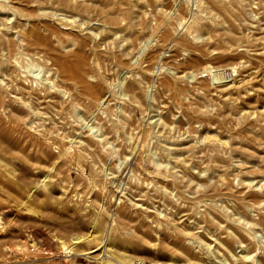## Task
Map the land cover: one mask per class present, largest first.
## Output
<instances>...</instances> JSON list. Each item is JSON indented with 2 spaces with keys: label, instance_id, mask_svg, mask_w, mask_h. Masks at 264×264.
Returning <instances> with one entry per match:
<instances>
[{
  "label": "rangeland",
  "instance_id": "obj_1",
  "mask_svg": "<svg viewBox=\"0 0 264 264\" xmlns=\"http://www.w3.org/2000/svg\"><path fill=\"white\" fill-rule=\"evenodd\" d=\"M76 58L101 85L91 98L63 75ZM119 198L176 199L218 256L264 260V0H0V264H101L100 250L68 251L71 237ZM116 222L111 233L134 224ZM125 236L140 243L122 246L135 259L176 252L154 232Z\"/></svg>",
  "mask_w": 264,
  "mask_h": 264
},
{
  "label": "bare ground",
  "instance_id": "obj_2",
  "mask_svg": "<svg viewBox=\"0 0 264 264\" xmlns=\"http://www.w3.org/2000/svg\"><path fill=\"white\" fill-rule=\"evenodd\" d=\"M187 22V21H186ZM189 23V22H188ZM186 24V23H185ZM192 24V25H191ZM199 21L194 18L191 20V22L186 26L188 29V32L190 30H194L196 27H198ZM185 29V28H184ZM185 29V30H186ZM190 29V30H189ZM29 32L33 35L37 34V31L35 28H31ZM6 44L9 45L10 43L6 41ZM63 56V55H62ZM26 59V65L29 67L34 62V59L31 57H25ZM62 61V59H59ZM83 60L81 58H76L75 61L71 62H63L61 64L62 71L64 72V77L67 79H70L74 81V83L77 86L78 93L87 97H93L97 91L101 88V85L98 82H88L86 79H84L82 75L83 67H82ZM26 67V66H25ZM216 70H211L213 75H215V79L220 80L223 78V76H218L215 73ZM232 71L234 69L232 68ZM42 78V77H41ZM214 78V77H213ZM40 80V79H39ZM37 79L34 80V86H36ZM41 83V80L39 81ZM33 84V82H32ZM41 87V85H40ZM54 85H47L45 84L43 88H39L38 91L34 90L33 93L36 95V100L40 99L39 102H44L45 97L51 96L50 89L53 88ZM130 89L132 91L136 90V86L134 84L129 85ZM43 91V95H40V92ZM63 92L62 89H59V92ZM64 94V93H63ZM70 96V95H69ZM76 97H73L75 99ZM72 100V99H71ZM56 106H58L61 110L71 107L73 103L69 102L66 103L64 101H58L54 103ZM36 109V108H35ZM96 109V108H95ZM34 112V109H32ZM36 111V110H35ZM22 114L29 115L31 112L27 110H21L19 111ZM35 113V112H34ZM37 113V111H36ZM59 118V117H58ZM53 121V120H52ZM7 122L11 125L12 129L16 133H20L21 130L18 128L21 123H23V119L20 116H10L7 117ZM92 128V127H90ZM98 130V129H97ZM96 130L92 131L93 134H95L98 140H101V133H94ZM41 137L48 139L51 137V133L48 131H40ZM212 136V135H211ZM47 141V140H46ZM106 143V142H105ZM107 144V143H106ZM225 144V143H224ZM68 147V146H67ZM69 149V148H66ZM65 149V151H66ZM87 154V153H86ZM81 154L79 153V156ZM82 156V155H81ZM119 166V165H118ZM172 169V168H171ZM138 180V179H137ZM120 184V183H119ZM123 185V184H122ZM116 188H118V185H115ZM121 189V188H119ZM122 190V189H121ZM118 197V196H117ZM121 210H118L116 207L113 209L103 208L102 205L100 208H98L97 211H94L93 213V220L90 224V230L88 231L87 236H82L79 234L74 235L72 242V246L69 247L68 251L75 252V253H82L85 255H91L96 250L104 252L105 257L100 256L101 259H99V263L101 264H134L135 258L129 253L127 249H125L127 246L131 247L133 245L140 246V243L132 241V238H126V235H130L132 232L140 231L141 234L145 238H148L150 236L151 232H154L155 238L156 236L160 238L159 242H161V237H163L165 240L169 239L170 244L172 243L175 247L176 251L172 253L169 257L166 255V260L164 263H160L157 260H154V264H205L203 261L207 259L212 258L213 264H217L216 262H224L225 264H231L228 259L229 256H218L215 252L214 245H211V243H207L204 241V235L202 226L199 225V221L193 219V220H187L182 219L180 220L181 216H178L180 214L181 210L178 206H176V199H170V200H163L161 202V206L155 204V202L152 200L149 203L147 202H131V205H128L124 202V200L119 198L118 201ZM122 203V205H121ZM161 208V209H160ZM173 209V210H172ZM168 210V212H166ZM122 218L127 220V225H129V222H134V224H131L129 229L125 230V227L122 226L123 232L120 231L117 234L111 233L113 231H119V222H116V218ZM113 225V226H112ZM116 226V228H114ZM106 227V229L104 228ZM104 230L106 231L105 237L102 236ZM206 230V229H205ZM208 231V230H207ZM206 231V232H207ZM211 232V231H208ZM208 235V234H206ZM211 235H213L211 233ZM214 241L217 240V237L211 236ZM209 236V235H208ZM206 236V237H208ZM208 237V238H210ZM158 238L156 241H158ZM162 238V239H163ZM208 238H205L208 240ZM150 239V238H149ZM212 239V240H213ZM211 240V238H210ZM143 241L144 240H140ZM169 241H167L169 243ZM217 243L222 244L229 252L231 253V256L234 257V259H239L235 253H232L230 248L228 247V244H225V241H219L217 240ZM91 242H96L97 247H90L91 248H78L83 246L82 244L87 243L90 244ZM215 243V242H214ZM65 245V242L62 243ZM160 244V243H159ZM143 245V243H142ZM153 245H156L153 243ZM66 248H68L67 245H65ZM125 246V248L123 247ZM213 246V247H212ZM142 247V246H141ZM172 247V246H171ZM136 248V247H131ZM155 248V247H154ZM209 250V254L205 257L206 259L202 258L203 249ZM210 248V249H209ZM215 249V250H214ZM245 249V247H244ZM99 251V252H100ZM203 251V252H202ZM218 251V250H216ZM241 251V250H240ZM245 250L241 251L244 252ZM172 252V250H171ZM74 254V253H72ZM179 254L184 255V259L180 258ZM199 254V256H198ZM212 254V256H211ZM103 255V254H102ZM206 255V254H205ZM230 255V254H229ZM191 256H195L197 260H193ZM242 256V257H241ZM155 257V256H154ZM240 258L243 259H249L251 258V254L245 252V254L240 255ZM142 259V258H138ZM156 259V258H155ZM164 260V259H163ZM231 260V259H230ZM205 261V262H206ZM229 261V262H226ZM232 261V260H231ZM256 261L255 264H264V260L256 259L253 260Z\"/></svg>",
  "mask_w": 264,
  "mask_h": 264
},
{
  "label": "built area",
  "instance_id": "obj_3",
  "mask_svg": "<svg viewBox=\"0 0 264 264\" xmlns=\"http://www.w3.org/2000/svg\"><path fill=\"white\" fill-rule=\"evenodd\" d=\"M134 264H154V263L146 259H135Z\"/></svg>",
  "mask_w": 264,
  "mask_h": 264
}]
</instances>
